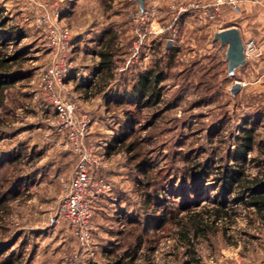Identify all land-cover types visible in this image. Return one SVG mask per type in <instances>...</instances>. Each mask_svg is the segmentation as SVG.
I'll return each instance as SVG.
<instances>
[{
	"label": "rangeland",
	"instance_id": "1",
	"mask_svg": "<svg viewBox=\"0 0 264 264\" xmlns=\"http://www.w3.org/2000/svg\"><path fill=\"white\" fill-rule=\"evenodd\" d=\"M260 1L241 11L230 6L225 21L221 11L214 18L205 15L200 5L210 0H144L142 9L136 0H0V39L9 36L5 29L18 36L0 54H16L10 62L20 74L0 106V194L6 197L0 209V247L6 251L0 258L13 254L15 264H112L136 249L139 264H264V226L243 210L225 222V235H191L189 245L179 237L187 216L183 180L193 164L205 163L212 171L223 163L245 119L256 127L248 172L264 171ZM227 23H237L243 43L252 39L256 45L230 73L226 46L212 39ZM111 26L126 30L118 43L128 37L130 43L117 59L115 78L103 91L87 94L83 88L94 78L97 46ZM157 59L166 72L159 102L135 106L114 100ZM236 81L241 86L231 92ZM61 104L63 111L57 109ZM126 125L135 129L128 140L135 139L141 158L149 159L146 176L124 150L105 153ZM70 127L77 140L70 138ZM83 151L95 159L88 163L91 175L106 182L93 201L100 207L91 220L93 256L81 252L72 228L54 216ZM163 188L173 192L166 201ZM213 195L211 190L206 196ZM207 204L202 199L195 209ZM163 210L167 221L155 229Z\"/></svg>",
	"mask_w": 264,
	"mask_h": 264
},
{
	"label": "trees",
	"instance_id": "2",
	"mask_svg": "<svg viewBox=\"0 0 264 264\" xmlns=\"http://www.w3.org/2000/svg\"><path fill=\"white\" fill-rule=\"evenodd\" d=\"M4 24L5 19L0 18V26L3 27ZM5 30L9 36L0 39V49L5 47L8 41L13 39V36L16 35L14 37L15 40L18 37L15 30ZM121 31L112 26L111 29L105 30L104 37L96 51L100 59L94 78L90 80V84H86L83 88L87 94L95 95L103 91L109 81L117 75V59L124 56L125 47L130 43L129 37L124 40L125 44L118 43L119 39H122ZM122 32L125 33L126 30ZM165 51H171L170 47H166ZM173 55L174 51L171 52L169 57L172 58ZM12 59H16V54L10 56L0 54V106L4 104L7 89L20 75L17 70H12L10 62ZM164 69L162 62L159 59L155 60L151 67L137 74L130 89L124 90L120 94L116 93L113 97L114 100H127L135 104V106L154 105L159 102L162 96L160 83L166 76ZM1 121L2 119L0 118V124ZM126 126L118 128V133L112 137V141L106 144L105 153L109 155L124 150L130 159L136 161L134 165L136 169L146 176L150 172L149 159L141 158L140 152L137 150L139 143L135 139L128 140L129 135L135 129L131 126L128 130V125ZM255 137V124L245 119L240 126L239 134L235 136L234 142L230 144L233 147L227 149L226 160L223 163L217 165L212 171L207 168L205 163L193 164V171L187 175L188 180L185 178L183 180V182H186V186H183L184 192L181 194L182 199H188L186 220L182 223V229L179 230V237L185 241V244H190L191 235L197 238L200 235L205 236L218 231L225 235L227 232L225 222H234L239 210L245 211L247 215L253 214L260 224L264 226V171L253 175L248 172V165L255 160V156H249L256 145ZM220 159H223V156H220ZM229 160L232 161L231 164H228L227 161ZM209 177L213 181L206 184L210 179ZM211 190L214 191V195L212 198H208L206 195ZM161 193H163L165 201L167 193L173 194V192L165 188L162 189ZM202 199L211 202V204L204 205L201 209H195ZM5 200L6 197L0 194V209L3 206L2 201ZM102 201L101 198L96 200L97 203ZM145 201L147 204H151L149 196L145 198ZM161 203L159 202L158 205ZM163 205L168 204L163 203ZM99 208V206L98 208L92 206L91 220ZM160 216H157L153 225L155 229L160 228L167 221L164 210ZM5 251V248L0 247V257L4 255ZM15 259L16 256L10 254L8 258H0V264H15ZM136 260L135 249L133 252L125 253L117 260H114L112 264H139Z\"/></svg>",
	"mask_w": 264,
	"mask_h": 264
},
{
	"label": "built area",
	"instance_id": "3",
	"mask_svg": "<svg viewBox=\"0 0 264 264\" xmlns=\"http://www.w3.org/2000/svg\"><path fill=\"white\" fill-rule=\"evenodd\" d=\"M227 2L236 11H239L236 0H227ZM222 3L223 0H213L200 6L203 8L205 15L214 18L218 16ZM145 13L146 12L140 16V19L145 18ZM61 31L67 32L66 28H62ZM141 41L142 38L139 39V42ZM243 45L245 57L250 56L251 53L256 51V45L252 39L246 40ZM57 109L63 111L64 106L62 104L57 105ZM70 128V138L77 140L79 134L73 127ZM90 159L95 162L90 151H83L80 153L72 176L64 182V193L58 201L54 216L56 221L64 220L72 228L81 252L93 256L94 243L92 240L91 226L92 206L94 198L100 195L102 189L106 186V182L102 178L91 175L88 168V163L91 161ZM71 264H76V262H71Z\"/></svg>",
	"mask_w": 264,
	"mask_h": 264
},
{
	"label": "water",
	"instance_id": "4",
	"mask_svg": "<svg viewBox=\"0 0 264 264\" xmlns=\"http://www.w3.org/2000/svg\"><path fill=\"white\" fill-rule=\"evenodd\" d=\"M137 2L140 9H142L144 0H137ZM212 39L218 40L221 45L226 46L225 59L227 60V71L229 73L236 67L245 64L244 45L237 26L233 25L215 31ZM240 86V82H234L230 88L231 92L237 91Z\"/></svg>",
	"mask_w": 264,
	"mask_h": 264
},
{
	"label": "crops",
	"instance_id": "5",
	"mask_svg": "<svg viewBox=\"0 0 264 264\" xmlns=\"http://www.w3.org/2000/svg\"><path fill=\"white\" fill-rule=\"evenodd\" d=\"M209 1V0H208ZM211 1H213V0H210V2ZM236 2H237V4L239 5V7H240V10L239 11H241V9H244V8H246V9H248L249 7H254V4L257 2V3H260L261 1L260 0H236ZM231 5L227 2V0H223V3H222V5H221V7H220V17H221V20L223 19V18H225V21H227V15H228V13H230V11H231V7H230ZM229 22H230V20H229ZM237 26L238 27V29L240 28L238 25H237V23H235V24H226L224 27H222V28H226V27H230V26ZM221 29V28H220ZM220 29H218V30H220ZM86 33H89V32H86ZM97 47H99V44H98V46ZM97 51V50H96ZM95 58H96V61L98 62L99 61V59H100V57H99V55L96 53L95 55Z\"/></svg>",
	"mask_w": 264,
	"mask_h": 264
}]
</instances>
